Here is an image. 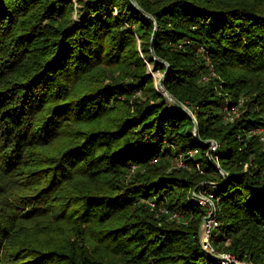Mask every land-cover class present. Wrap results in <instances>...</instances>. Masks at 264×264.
Here are the masks:
<instances>
[{
	"label": "trees",
	"instance_id": "16d2710c",
	"mask_svg": "<svg viewBox=\"0 0 264 264\" xmlns=\"http://www.w3.org/2000/svg\"><path fill=\"white\" fill-rule=\"evenodd\" d=\"M75 1L0 0V264H264V0Z\"/></svg>",
	"mask_w": 264,
	"mask_h": 264
},
{
	"label": "built area",
	"instance_id": "2783aa9c",
	"mask_svg": "<svg viewBox=\"0 0 264 264\" xmlns=\"http://www.w3.org/2000/svg\"><path fill=\"white\" fill-rule=\"evenodd\" d=\"M213 72V71H212ZM234 109H229V107H225L224 109V117L228 118V119H232V111ZM262 131H264V129H262ZM261 138H264V135H262ZM215 143L213 141H211V146L210 148L213 149L215 147ZM178 163V165H182V162L179 158L175 159L174 162ZM193 200L196 201L198 204L206 206L207 208V214L206 216V231L203 235L202 238V248L204 250L207 251H212L213 252H218L216 250H214V248L212 247V245L210 244V236L211 233L213 231V229H215V227H218V221L215 218V206L213 201L210 199V197L206 194H204L203 192H200L198 194H193ZM150 205H153L152 203H150ZM166 212V211H165ZM172 217H178V213L177 212H173L171 213ZM216 262L218 264H247L246 262L235 258L231 253H226V252H218V257L216 258Z\"/></svg>",
	"mask_w": 264,
	"mask_h": 264
},
{
	"label": "rangeland",
	"instance_id": "374dc122",
	"mask_svg": "<svg viewBox=\"0 0 264 264\" xmlns=\"http://www.w3.org/2000/svg\"><path fill=\"white\" fill-rule=\"evenodd\" d=\"M75 5H76V9L73 11V18L74 20H78V21H82L84 19V16H83V13L78 9V6L76 4V1L75 0H72ZM138 51L139 53L141 54V56L144 58L146 64H147V73L150 77L153 78V83L155 85V88L156 90L159 92V93H163L165 94V92H163L161 89H160V85H159V80L161 77H163L162 75V71L160 70V68L156 65L155 63V59L153 58V53L151 52H144L143 48L139 45L138 46ZM162 81V79H161ZM160 81V82H161ZM162 86V85H161ZM169 99V98H168ZM171 100V99H169ZM239 114V109L235 108L233 111H232V116H236ZM175 166H179L177 161L174 162ZM181 165V164H180ZM210 252V251H209ZM219 252V251H218ZM218 252H213V254H215L216 256L214 257L215 260L216 258L218 257ZM212 253V251H211ZM208 262H210L211 264H214V259L212 258L211 260H209Z\"/></svg>",
	"mask_w": 264,
	"mask_h": 264
},
{
	"label": "water",
	"instance_id": "95a60500",
	"mask_svg": "<svg viewBox=\"0 0 264 264\" xmlns=\"http://www.w3.org/2000/svg\"><path fill=\"white\" fill-rule=\"evenodd\" d=\"M153 58L155 59V60H157L154 56H153ZM163 76V75H162ZM161 79H162V77L160 78V80H159V85H160V89L163 91V92H166L165 91V89L161 86ZM167 96L168 97H170L169 99H171L172 100V97L171 96H169L168 94H167ZM184 107V106H183ZM206 216H204L203 218H202V220L200 221V223H199V225H198V230H197V236H198V241H199V243H200V245H201V247H202V238H203V235H204V233H205V231H206V228H207V225H206ZM204 250V249H203ZM208 255H210L211 257H215L216 255L215 254H213V253H211V252H209V251H207V250H204Z\"/></svg>",
	"mask_w": 264,
	"mask_h": 264
}]
</instances>
